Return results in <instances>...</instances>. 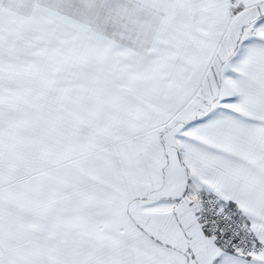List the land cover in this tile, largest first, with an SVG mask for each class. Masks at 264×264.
<instances>
[{
    "label": "snow or ice",
    "instance_id": "6c2138e0",
    "mask_svg": "<svg viewBox=\"0 0 264 264\" xmlns=\"http://www.w3.org/2000/svg\"><path fill=\"white\" fill-rule=\"evenodd\" d=\"M0 264H264V0H0Z\"/></svg>",
    "mask_w": 264,
    "mask_h": 264
}]
</instances>
